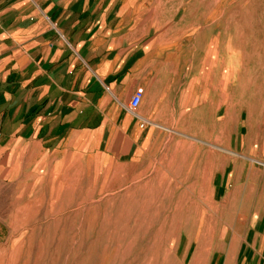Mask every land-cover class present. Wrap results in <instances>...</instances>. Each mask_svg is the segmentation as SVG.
<instances>
[{
	"label": "rangeland",
	"instance_id": "obj_1",
	"mask_svg": "<svg viewBox=\"0 0 264 264\" xmlns=\"http://www.w3.org/2000/svg\"><path fill=\"white\" fill-rule=\"evenodd\" d=\"M128 11L151 56L141 109L160 96L154 143L122 158L83 134L0 143V264H219L231 235L209 242L202 232L223 228L188 225L187 203L203 196L167 193L170 166L184 175L183 139L201 155L223 142L264 178V0H129Z\"/></svg>",
	"mask_w": 264,
	"mask_h": 264
},
{
	"label": "crops",
	"instance_id": "obj_2",
	"mask_svg": "<svg viewBox=\"0 0 264 264\" xmlns=\"http://www.w3.org/2000/svg\"><path fill=\"white\" fill-rule=\"evenodd\" d=\"M128 1L0 0V143L49 145L83 134L107 155L122 158L134 148L145 155L160 96L154 90V104L141 109L151 56L144 28L130 23ZM135 91L142 97L130 114ZM183 140L184 175L170 166L167 193L203 196L187 203L188 225L223 228L216 237L202 232L209 242L231 235L219 264H264V178L246 158L226 159L223 142L201 155L192 139ZM241 195L246 204L237 211Z\"/></svg>",
	"mask_w": 264,
	"mask_h": 264
},
{
	"label": "built area",
	"instance_id": "obj_3",
	"mask_svg": "<svg viewBox=\"0 0 264 264\" xmlns=\"http://www.w3.org/2000/svg\"><path fill=\"white\" fill-rule=\"evenodd\" d=\"M141 97H142L141 91H135L133 93V95L131 96V98L128 102V105H127V109L130 112L134 111L138 107L140 100H141Z\"/></svg>",
	"mask_w": 264,
	"mask_h": 264
}]
</instances>
